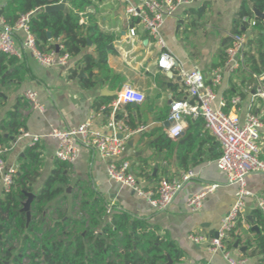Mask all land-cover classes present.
<instances>
[{
  "label": "crops",
  "instance_id": "crops-1",
  "mask_svg": "<svg viewBox=\"0 0 264 264\" xmlns=\"http://www.w3.org/2000/svg\"><path fill=\"white\" fill-rule=\"evenodd\" d=\"M10 1L0 0V10ZM128 1L135 3L137 0ZM92 2L93 6L89 9L94 13L97 26L101 31L111 33L115 37L113 51L107 56V65L119 82L109 80L103 85L96 84L86 89L81 81L87 75L83 72L82 66H78L81 55L72 57L67 67L44 68L26 54L22 61H17L22 66L19 77L0 84V122L8 111H12L17 106L23 130L32 135L45 136L53 128L67 130L77 127L92 111H97L93 107L96 100L101 97H111L113 100L110 105L125 85L139 90L145 95L144 103L139 106L134 105L135 107L121 106L117 116L123 119L132 131L140 127L146 129L131 136L122 159L131 164L132 173L144 190L155 191L162 178L178 177L187 171H192L194 178L184 186L164 212H156L146 199L138 196L128 187L110 181L107 177L106 163L91 150L81 151L76 162L68 165L69 182L73 181L75 186L83 184L88 187L110 207L109 214L124 212L133 219L146 222L158 236L174 245L175 252L182 255L180 263L177 264H228L221 253L210 254L206 244H194L190 240V236H201L205 240L215 237L221 220L236 200L235 186L229 184L224 174L215 166L214 156L221 152L218 144L207 131H204L205 134L199 137L192 153L195 161H189L188 170L185 172L178 167L174 159H171L169 164L161 162L160 155L151 144L158 139V133L153 134L154 129L160 128L166 135L165 130L169 124L168 126L165 124L168 122L171 102L189 100L182 74L198 70L207 80V85H211L209 78L212 71L222 69L221 84L214 88L216 100L213 107H217L221 100L226 104L229 100L228 112H231L234 107L232 100L238 99L233 114H236L241 121H244L248 114H253L259 119L262 124L260 159L264 161V98L255 96L260 84L259 80L255 76L250 80L247 79L242 68L233 73H227L223 69L224 64L213 68L221 41L230 37L233 21L244 1L195 0L188 8L179 9L173 17L167 18L161 29V35L167 51L175 60L173 68L168 72L157 69L160 49L147 37L141 27H136L137 37L134 46L131 47L123 42L128 30L124 3L114 0H92ZM204 5H206L205 14L192 24L193 18L188 13L195 12ZM67 10L68 5L65 11ZM2 20L4 19L0 15V29ZM253 29L254 27L247 24L246 29L242 28V31L247 37H251L256 33ZM91 52V48L83 51V53ZM81 72L84 74L83 77H80ZM168 73H171L170 77ZM261 85L264 86L263 81ZM27 90L37 93L42 112L35 110L24 98ZM108 106H101L100 109ZM127 106L131 109V118ZM103 114L102 118L96 120L95 127L110 133L106 127L109 113L103 112ZM164 115L167 116L166 119L160 121ZM130 120L135 129L130 127ZM187 128L188 120L186 131ZM186 131L179 141L174 142L180 143L185 138L187 140ZM15 140L16 137L7 144L0 145L10 148L6 153V164L18 169L29 141L23 139L15 143ZM37 147L42 154V167L41 177L32 186L34 195L40 190L57 161L54 158L55 140L45 137L37 143ZM148 158H151L148 161L150 167L142 173L140 164L143 159ZM246 183L252 196L245 199L244 211L233 228L232 235L227 236L225 240L227 243L224 244L225 251L234 259L244 258L249 260L250 264H260L259 260L264 258V252L254 258L250 257V254L254 249V237L258 235L264 237V229L256 224L253 214L254 211H259L264 218V213L258 207L259 200L264 202V173L249 175ZM213 185L218 187L208 194L202 208L197 212L189 211L190 199ZM255 226L259 229V233L252 231ZM248 242L252 246H249ZM229 243L230 247H228ZM235 243L238 244L237 248H234Z\"/></svg>",
  "mask_w": 264,
  "mask_h": 264
},
{
  "label": "trees",
  "instance_id": "trees-1",
  "mask_svg": "<svg viewBox=\"0 0 264 264\" xmlns=\"http://www.w3.org/2000/svg\"><path fill=\"white\" fill-rule=\"evenodd\" d=\"M60 0H11L0 15L9 25H14L19 16L32 13L29 30L34 35L36 45L42 52L55 49L57 44L63 47L59 54H67L78 60L83 72L84 88H92L106 81L118 83L119 79L112 74L107 65V56L113 51L114 35L103 32L96 24L94 13L88 12L93 6L92 0H66L68 10L47 14L46 6L56 5ZM251 5V7L249 6ZM252 8L264 12V0H246L241 3L233 21L231 35H241L247 24L243 19L253 18L256 32L247 40V51L244 54L242 72L247 79L264 73V25L254 18ZM206 11V5L195 12L188 13L193 22L199 21ZM83 14L87 23L80 25L79 15ZM48 34L50 38H48ZM232 39L227 37L221 41L217 59L213 68L222 66L226 59V49ZM91 48V53H83ZM22 66L17 60L0 54V84L19 77ZM101 78V80H99ZM113 99L101 97L94 103L95 110L108 106ZM230 101L223 111L228 113ZM15 106L8 111L0 122V144H7L17 137L23 129L20 114ZM129 117L131 109L127 106ZM105 113H109L106 110ZM162 116L160 121L166 119ZM130 120V127L135 129ZM203 120H188L187 140L180 144L169 139L160 128L153 130L158 139L151 145L160 155V161L170 163L174 159L179 168L188 170L189 161L194 162L192 153L201 135H204ZM215 150V147H214ZM20 159L14 186L4 194L0 187V264H168L169 256L172 264L180 263L182 255L174 251V245L158 236L155 230L143 220L133 219L128 214L113 212L110 207L94 194L88 187L75 186L80 192L82 202L77 216H69L56 206L64 199L65 187L69 184V166L56 161L53 170L44 181L30 205V220L27 221L23 210L27 194L33 193V185L41 177L42 154L37 143L27 146ZM221 152L214 156V160ZM143 159L140 170L145 172L148 161ZM191 159V160H190ZM75 197V196H74ZM53 205V206H52ZM53 208V209H52ZM256 224L264 229V218L259 211L253 212ZM55 217V220L50 217ZM71 228V230H68ZM72 228L83 230L75 234ZM99 228L98 230H96ZM233 229L228 233L231 236ZM75 235L73 240L63 238ZM20 242L17 254H14V243ZM254 249L250 257L254 258L264 252V237L258 235L253 240ZM224 244H227L224 241ZM251 243L248 242L249 246ZM231 244H228L230 247ZM264 264V258L259 260Z\"/></svg>",
  "mask_w": 264,
  "mask_h": 264
},
{
  "label": "built area",
  "instance_id": "built-area-1",
  "mask_svg": "<svg viewBox=\"0 0 264 264\" xmlns=\"http://www.w3.org/2000/svg\"><path fill=\"white\" fill-rule=\"evenodd\" d=\"M60 0L57 4H60ZM125 4V19L128 25L126 45L131 47L137 37L136 27H141L147 37L160 49L156 67L162 71H170L175 63L174 57L167 51L166 43L161 35V29L167 18L173 17L179 9L188 8L195 0H137L132 3L128 0H114ZM56 4V5H57ZM88 12L92 13L90 9ZM32 13L19 16L14 25L1 21L0 54L22 61L26 54L30 55L37 64L44 68L67 67L72 57L59 54L63 47L59 44L55 49L42 52L38 49L35 37L29 30V21ZM79 15L78 23L86 24L83 14ZM243 23L255 27L253 18H244ZM231 45L226 49L227 59L223 69L233 73L244 65V54L247 51L248 37L230 35ZM260 84L255 96L264 98V73L255 76ZM183 84L187 90L189 100H173L170 104L168 116L169 126L165 130L166 136L172 141H179L185 134L187 120L202 119L204 129L214 138L221 150V156L215 160L216 168L224 174L229 184L235 186V203L221 220V225L215 237L205 240L201 236H190L194 244H206L210 254L221 253L228 264H250L247 259H234L225 251L224 241L228 233L235 227L245 208V199L252 193L247 189L246 179L252 174L264 173V161L260 159V130L262 124L259 119L248 114L244 121L233 114L239 100H232L234 106L231 112L223 111L226 102L221 100L217 107H213L216 100L214 88L222 81V69L212 71L207 80L198 70L182 74ZM24 98L38 112H42L37 93L27 90ZM145 95L130 85L122 87L116 99L108 106L92 111L84 122L75 128L67 130L51 129L45 135H32L25 130H19L15 143L25 139L29 146H33L45 137L56 141L55 160L72 165L76 162L83 150H91L98 154L106 163L107 177L110 181L121 184L134 191L138 196L146 199L156 212H164L169 208L184 186L194 178L192 171H187L178 177L162 178L155 191L144 190L132 173L131 164L122 159L127 142L134 133L142 132L146 128L140 127L135 131L129 129L123 119L117 114L121 106L142 105ZM109 110L106 127L110 133H105L95 127V122L103 117V112ZM10 148L0 145V187L6 194L14 186L17 168L6 164V153ZM217 185L210 186L205 191L194 195L188 202V209L197 212L209 193L217 189ZM258 207L264 213V202L259 200ZM205 264V263H199Z\"/></svg>",
  "mask_w": 264,
  "mask_h": 264
},
{
  "label": "rangeland",
  "instance_id": "rangeland-1",
  "mask_svg": "<svg viewBox=\"0 0 264 264\" xmlns=\"http://www.w3.org/2000/svg\"><path fill=\"white\" fill-rule=\"evenodd\" d=\"M80 186L82 188L85 187L83 184H81ZM81 202H82V197H81L80 192H78L76 190L74 182L70 181L69 184L65 187L64 199L61 200L59 203H57L56 206L59 207L62 210V212L66 213L69 216H73L74 217V216H77V214L80 212V204H81ZM50 219L55 220V217L51 216ZM72 229H73V232L75 234H78V233H80L83 230L82 228H77V229L72 228ZM98 229L99 228H97L96 230H98ZM68 230H71V228H68ZM74 236L75 235H71L69 237H65V238H63V240H65V241L73 240ZM20 242L21 241H18V242H15L13 244L14 247H15L14 254H17V251H18L19 246H20ZM26 264H28V263L26 262Z\"/></svg>",
  "mask_w": 264,
  "mask_h": 264
},
{
  "label": "water",
  "instance_id": "water-1",
  "mask_svg": "<svg viewBox=\"0 0 264 264\" xmlns=\"http://www.w3.org/2000/svg\"><path fill=\"white\" fill-rule=\"evenodd\" d=\"M242 1H246V0H242ZM66 6H67V2L66 0H63L60 4H57V5H51V6H46L44 8V12L47 13V14H51V13H56V12H64L65 9H66ZM252 11H253V16L254 18L256 19H259L262 21V23L264 24V12L261 13L259 12L258 10L252 8ZM48 38H50V35L48 34ZM55 50L58 51V47L55 46ZM84 74L83 72L80 73V77H83ZM168 76L170 77L171 76V73H168ZM178 80H180V78H178ZM133 107H135L134 105H132ZM169 122H167L165 125L168 126ZM186 140L183 139L180 141V143L182 144L184 141ZM35 195L32 194V193H29L27 194V201L24 203V206H23V210L24 212L26 213V218H27V221L30 220V205L34 199ZM252 231L256 232V233H259V229L255 226L252 228ZM237 243L234 244V248H237ZM243 251V249H242ZM168 258V264H171V260L169 258V256H167Z\"/></svg>",
  "mask_w": 264,
  "mask_h": 264
}]
</instances>
